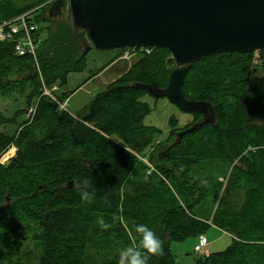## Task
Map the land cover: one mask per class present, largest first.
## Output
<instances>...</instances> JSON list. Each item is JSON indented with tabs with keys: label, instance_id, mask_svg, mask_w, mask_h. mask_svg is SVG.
<instances>
[{
	"label": "trees",
	"instance_id": "obj_1",
	"mask_svg": "<svg viewBox=\"0 0 264 264\" xmlns=\"http://www.w3.org/2000/svg\"><path fill=\"white\" fill-rule=\"evenodd\" d=\"M45 2L0 6V21L34 11L44 24L37 66L31 56L15 54L11 42H0V96L26 97L25 109L12 117L0 112V127L16 125L34 108L14 134L0 133V155L16 148L0 163V264H21L13 257L34 227L37 264H118L126 248L140 249L138 224L162 241L148 264H178L171 242L210 227L231 235V244L194 257V264H264V50L192 64L184 97L210 103L215 122L173 140L201 116L191 114L184 127L170 117L159 139L160 130L143 124L151 108L142 99L149 94L135 86L165 88L175 68L170 53L137 50L130 68L72 116L43 91L86 69L87 54L80 52L86 39L68 26L53 32Z\"/></svg>",
	"mask_w": 264,
	"mask_h": 264
},
{
	"label": "water",
	"instance_id": "obj_2",
	"mask_svg": "<svg viewBox=\"0 0 264 264\" xmlns=\"http://www.w3.org/2000/svg\"><path fill=\"white\" fill-rule=\"evenodd\" d=\"M62 10L69 29L85 36L83 55L131 48L170 53L175 68L165 88L135 87L201 116L177 138L215 122L210 103L184 97L182 86L192 64L217 54L264 50V0H56L48 16L55 19Z\"/></svg>",
	"mask_w": 264,
	"mask_h": 264
},
{
	"label": "rangeland",
	"instance_id": "obj_3",
	"mask_svg": "<svg viewBox=\"0 0 264 264\" xmlns=\"http://www.w3.org/2000/svg\"><path fill=\"white\" fill-rule=\"evenodd\" d=\"M36 1L37 0H0V6H2L1 4H4L12 8H19ZM54 1L55 0H46L45 4H47L48 10L50 4ZM49 24L53 32H55L60 25L65 28L68 26L66 13L59 19L51 20ZM42 26H44V24L40 23V27ZM42 36L44 37V34ZM80 52H83L82 43H80ZM118 53L119 49L107 52L90 50L86 55V69L82 73L69 74L65 86L59 87L56 84L51 89H47L48 92L56 100L57 96H61L64 93L69 94L68 98L61 104H63L64 110L70 115L80 116L95 95L104 90L117 77L128 70L132 63L137 59L135 55L133 57L124 58V55L120 56ZM257 56L258 53H256V57ZM110 61L111 63L106 66ZM256 62L257 61L254 62L255 65L257 64ZM25 100V95L20 93H13L12 95L4 97L0 96V112L6 117H12L16 112L25 109ZM142 100L147 102L151 108V112L144 118L143 124L160 130L161 133L159 139H164L167 136L169 132L168 124L170 117H175L178 120L179 127H184L192 121L191 114L181 112L166 99H154L151 96L146 95ZM33 110L34 108L32 106L26 114L18 117L16 125L0 127V133H6L8 135L14 134L22 122L31 119ZM177 139V136L173 137V140ZM15 151V146L9 147L5 155L1 156V164H6L8 158L14 156ZM124 223L123 225L127 224V222ZM34 229L35 227L30 231L29 229H26V236L29 239L25 242L20 255L13 257L14 260L19 261L21 264H37L39 248L37 247V243L32 242L30 239ZM127 234L130 236L128 231ZM204 236L207 240V246L205 247L203 254L194 252V247L198 243V237H190L183 242H171L170 249L176 262L178 264H194V257L222 252L232 241L231 235L215 227H210ZM94 251L95 250L92 251V254L95 253Z\"/></svg>",
	"mask_w": 264,
	"mask_h": 264
},
{
	"label": "built area",
	"instance_id": "obj_4",
	"mask_svg": "<svg viewBox=\"0 0 264 264\" xmlns=\"http://www.w3.org/2000/svg\"><path fill=\"white\" fill-rule=\"evenodd\" d=\"M35 14L34 11H28L14 18L1 20L0 42H11L15 54L18 56H31L35 60L37 66L36 55L38 47L43 40V36L40 34V25L35 21ZM137 50L147 54L150 52V49L146 48L124 49V58L133 57ZM44 95L50 96L52 100L59 105L60 110H64L63 104L58 103L55 98L50 95L47 89H44ZM5 153L0 155V163H2L1 156L5 155ZM11 158H8V161ZM206 246L207 240L205 236L200 235L198 237V243L194 247V252L203 254Z\"/></svg>",
	"mask_w": 264,
	"mask_h": 264
},
{
	"label": "clouds",
	"instance_id": "obj_5",
	"mask_svg": "<svg viewBox=\"0 0 264 264\" xmlns=\"http://www.w3.org/2000/svg\"><path fill=\"white\" fill-rule=\"evenodd\" d=\"M135 231L140 234V249L126 248L120 255L118 264H148L151 255L162 251L161 239L147 225L138 224Z\"/></svg>",
	"mask_w": 264,
	"mask_h": 264
},
{
	"label": "flooded vegetation",
	"instance_id": "obj_6",
	"mask_svg": "<svg viewBox=\"0 0 264 264\" xmlns=\"http://www.w3.org/2000/svg\"><path fill=\"white\" fill-rule=\"evenodd\" d=\"M56 1V0H55ZM54 1V2H55ZM54 2H52L51 4H50V7H51V5L54 3ZM50 9V8H49ZM48 12H49V10H48ZM65 14V11L64 10H62L61 11V13H60V15H58L55 19H59L62 15H64Z\"/></svg>",
	"mask_w": 264,
	"mask_h": 264
},
{
	"label": "crops",
	"instance_id": "obj_7",
	"mask_svg": "<svg viewBox=\"0 0 264 264\" xmlns=\"http://www.w3.org/2000/svg\"><path fill=\"white\" fill-rule=\"evenodd\" d=\"M92 80V79H91Z\"/></svg>",
	"mask_w": 264,
	"mask_h": 264
}]
</instances>
